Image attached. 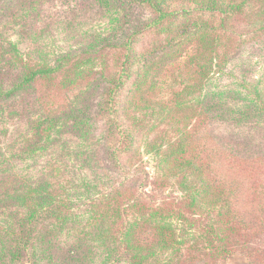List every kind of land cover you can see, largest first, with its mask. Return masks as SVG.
Instances as JSON below:
<instances>
[{
  "label": "trees",
  "instance_id": "16d2710c",
  "mask_svg": "<svg viewBox=\"0 0 264 264\" xmlns=\"http://www.w3.org/2000/svg\"><path fill=\"white\" fill-rule=\"evenodd\" d=\"M67 1H0V264L264 263V0H73L99 26L50 52L38 19ZM157 50L170 65L144 83ZM83 53L76 76H98L54 107L47 82Z\"/></svg>",
  "mask_w": 264,
  "mask_h": 264
},
{
  "label": "rangeland",
  "instance_id": "374dc122",
  "mask_svg": "<svg viewBox=\"0 0 264 264\" xmlns=\"http://www.w3.org/2000/svg\"><path fill=\"white\" fill-rule=\"evenodd\" d=\"M0 1H4V0H0ZM73 0H68L67 2H62V4H60L58 2V7H57V11L54 12L53 14H51V16L49 17H44L43 19H38L39 22L45 21L43 23H49L50 26L47 27V31L48 34L44 37V42L41 40L42 43L47 45V49L50 52H58V51H66V50H71L72 52H74L75 54H80V50H76L75 48L77 47V45L79 44V42L81 41V39L83 38V35L85 34L86 31H88V34L90 35V31L99 26L100 23V19L96 14H91L89 13L88 17H84L83 14H80L79 17L78 16H74L76 13H78V11H76L77 7H71L74 4L72 3ZM79 2V1H78ZM71 8H73V11H71ZM4 15H2V17H0V23L2 21H4L5 19ZM69 19H72L74 21V26L72 28V30L67 31V29L61 30V26H62V21H69ZM59 20V21H58ZM54 21H58V23H53ZM42 23V24H43ZM63 27V26H62ZM93 32V31H92ZM10 35L7 37H9L10 39L15 38V34L13 31L9 32ZM8 40V38H7ZM143 42L144 46H148L149 47V43L147 42V39H144L142 41H140L139 43ZM52 45V47H51ZM32 46L33 44H31L30 49L26 50L28 48V46L26 48H22V50L24 51H29V53H26L27 59L32 63L35 59H37V54H36V50L33 49L32 50ZM142 45H140L141 47ZM22 51H20L21 53ZM191 52V47L189 46H184L181 54L179 55V53L176 54V60H174L175 62H173V64L175 63H183L186 59H188V56ZM19 53V54H20ZM12 54L10 51H0V69H2L1 72L4 73V70H8L9 73H13L16 71L15 68H10L8 65L5 64V57H9V55ZM82 57H80L78 60L76 57L77 55H74L70 58L69 60V72H71V75L68 76V73L65 75V77L63 76V68L61 69V71H57L56 73H53L55 76L52 80L48 81L47 83H52L51 86L52 87H56L59 86L58 88V92L55 94V91L57 90V88H54V90L52 91L54 95L53 99L51 100L52 102H54L53 106L54 107H59L62 106L63 104H66L68 101L69 102H76L77 100H79L81 98V95L83 94V91H85V88L88 86L89 83H92L94 81V79L98 76V68H96V66H92V70H90V73L85 75V76H76L77 72L79 71L80 68H77V61L78 64L81 65L83 64V62L87 59V54H81ZM103 55V54H102ZM251 56V55H250ZM159 57H161V60L159 61V64L161 66H158V68L156 70H154L153 72L149 73L146 75V80L144 81V83H149V79L151 81L157 79L158 77H160L162 75V71L163 68L162 67H168L170 65V63L168 64V60L165 59L166 56L161 54V50H157L154 51L153 53H148L145 55V60H159ZM252 57V56H251ZM256 57V56H253ZM255 59V58H254ZM50 62H52V60H49ZM4 82L2 83H8L7 81V75H6V81L5 79L3 80ZM55 83V84H54ZM65 83V85L62 86V84ZM59 84V85H58ZM47 90L48 87L44 86L41 83L40 85L37 86V90ZM165 93V94H164ZM169 92H162V93H158V94H162V95H158V97L153 98L154 100H152V98H148V96L144 97L143 95H139L138 97V102H139V106L138 108L135 109V113H140V116L147 119V118H151L155 116V114L153 113H157L158 108H155V111H153V108L151 107L150 102H154V106L155 103L160 101V99H164V98H168L170 96V94H168ZM21 94H17L14 93L9 99H19ZM192 96V95H191ZM191 96H189V94L186 96L185 100H188ZM163 97V98H162ZM48 100H50V97H47ZM124 100V99H123ZM64 106V105H63ZM188 113H190V110H186ZM33 114V112H32ZM31 114V115H32ZM29 115V117L31 116ZM170 124L168 123H164L162 122V125L159 127L160 128H165L168 127ZM143 158L146 162L148 171L150 174H152V168L150 166L151 160L150 157L148 156V154L144 153L143 154ZM171 194H178V192L174 191ZM261 231H264V229H261ZM256 244L260 245V247H264V242L263 238H262V234L259 235V238H257L256 240ZM252 246H256V245H252ZM257 262V261H256ZM217 264H253V262L250 260V258H248L244 252H235L232 253L230 255H228L226 257V259L224 260H220L217 262ZM256 264H264L261 261H258Z\"/></svg>",
  "mask_w": 264,
  "mask_h": 264
}]
</instances>
